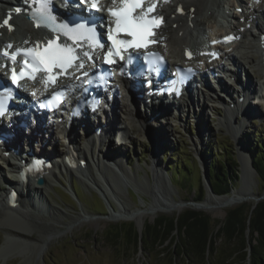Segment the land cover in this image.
Wrapping results in <instances>:
<instances>
[{
  "label": "rangeland",
  "instance_id": "rangeland-1",
  "mask_svg": "<svg viewBox=\"0 0 264 264\" xmlns=\"http://www.w3.org/2000/svg\"><path fill=\"white\" fill-rule=\"evenodd\" d=\"M224 1L225 3L227 2L226 0ZM232 13L236 15L235 12ZM242 41L248 42L247 45H249L246 50L249 56L247 57L248 63H245L246 68L249 69L251 77L255 81H258L257 78H262L263 80V77L258 75L259 69L255 66L259 56L256 53L254 38L246 35L242 38ZM250 99L249 102L251 101ZM123 104L120 99L119 106L121 105V108H123ZM201 104L202 101H199L193 107L181 110L175 117L165 116L159 118V121L153 122L155 125L157 124V127L158 125L164 126L167 132L164 133L161 130L164 135L159 134L158 137L156 135V137L152 138V141L148 137V133L150 136V133L153 134L154 131H145L146 128L148 129V125L144 129H139V125L136 122H131L128 125L127 133L122 134L121 141L116 139L114 141H106L105 146L108 147L109 145V149L105 151L110 159L116 160L122 156L119 160H122L123 169L126 171L125 175L122 172L123 169L119 168V171L109 168V172L101 167L99 172L94 163H89V166L86 167L88 170L84 171L82 169V175H85V177L81 175V178L79 177L80 173L68 174L63 170L58 172V169H56V176L49 179L47 185L40 190L41 203L40 206L36 207L34 210L35 214H33L35 216L40 215L45 222L48 221L52 224L56 231L52 227L44 229L46 227L37 225L30 227V233L26 236L27 239H23L12 236L8 229L0 226V264H27L28 262L30 264H171L172 261L175 264H225L227 262L229 264H234L233 262L239 264L238 260L241 252H237L232 260L229 255L233 251L240 249V243L238 241L228 243L222 236L216 237L213 246L215 250L209 256V260L206 259L202 262L199 259L197 262L187 263L185 256H176L173 259L167 252L164 256L158 255L161 246L155 248L149 245V248L144 250L140 242L136 247L132 240L125 242V238L117 240L116 243L118 244L114 246L113 242L106 240L104 235L114 225H118L116 223L125 221L133 222L135 229H141L142 231L144 225L153 222L158 215L167 214L172 216L177 214V210L180 213L187 208L202 211L209 215L213 221H221L225 217L228 208L241 202L255 204L257 201L264 199V186L261 187L257 180V172L250 166L254 174L250 181H247L246 186L249 185L252 194L244 196L246 199L234 205L223 208L213 203L206 204L207 192L211 191L208 187L210 185L209 183L207 184L205 178V172L200 164V159L203 158L206 161V167L209 168L211 159L216 156L219 161H225L229 164L235 161V166L240 174V160L242 161L243 159L239 152H242L244 158H250L247 151L249 143L259 142L263 143L264 146V100L261 105L256 107V110L260 111L256 119L249 120L248 118L249 121L242 122L239 117L235 120L236 123H243H241L242 126L237 134L220 122V118L225 114L223 110L218 108L210 109L211 105L208 108H203L207 106H202ZM121 114L117 113L120 119ZM153 123L149 127H153ZM120 125L123 126L124 123L120 122ZM197 130L202 131L197 133ZM160 139H163L164 143H160ZM63 140L64 138L61 136L56 135L55 138L53 137L52 141L57 142L53 147L57 150L64 149ZM253 151L256 152V147H253ZM154 156H156L157 162L155 166L158 165L162 177V180L158 179L156 174L154 177L157 183L155 188L158 191L156 200L160 203L163 199L162 196H164L163 193H165L166 189L163 190L162 186L167 177L168 192L172 194L174 198L172 199L175 202L180 203L181 208L155 213L149 211L153 205L160 206L158 202H152L153 197L151 195V184L154 181L149 166L153 164ZM219 156L221 160L218 158ZM88 158L91 159L90 156ZM231 158L235 160L232 161ZM126 160L129 164L125 162ZM249 161L251 163V158ZM169 163L171 164V171L166 169V165ZM242 164H244V161H242ZM178 166L189 171V176L192 175L189 182L185 179L179 180L178 176L174 177L175 174L171 176V172H177ZM247 171L246 169L245 172ZM86 175L88 176L86 177ZM82 177L88 178L91 181L90 183L93 182L98 189H103L104 196L111 202L113 211H109L103 206L102 197L88 182L82 180ZM201 180L205 194L199 200L200 196L195 184L200 183ZM74 188L77 191V197L72 191ZM240 188L241 180L234 186L229 195ZM1 191L4 190L1 189ZM159 192L163 195L159 194ZM153 195H156V192L153 191ZM181 203L187 205L182 206ZM124 209H137L145 213L143 224L139 226L134 218L131 220L122 218ZM121 210L122 213L120 212ZM119 212L121 214L120 218ZM112 214L117 217H112ZM122 228H126V225ZM141 231L138 233L139 235H141ZM48 233H51L50 237L47 236L49 235ZM246 236L248 239V233H246ZM174 238H176V241L177 239L181 240L178 237ZM43 240L44 243H41L43 249L38 253L37 245ZM254 243L255 240L251 242V245ZM170 245L172 246L170 247ZM174 245V240L169 242L167 251L171 250ZM2 249H8L11 252L2 255ZM247 249L250 251L249 247ZM247 262H249V259Z\"/></svg>",
  "mask_w": 264,
  "mask_h": 264
},
{
  "label": "bare ground",
  "instance_id": "bare-ground-1",
  "mask_svg": "<svg viewBox=\"0 0 264 264\" xmlns=\"http://www.w3.org/2000/svg\"><path fill=\"white\" fill-rule=\"evenodd\" d=\"M181 1L186 3V9H187L186 15L177 16L176 18L169 17L167 25L164 28H162L159 32V35L163 38L162 40L165 42V45H166V47H163L162 49L166 51L172 59L181 58L182 52L185 48H190L194 50L195 46L202 43L203 35L207 34L206 39L208 40V38L209 39L213 38L216 32L219 33V32H223L227 30V26H223V27L218 26V28L217 29L215 28L214 31L206 33V27H205V25L216 26L218 17L222 16L223 12H225L223 9L227 8L226 4L228 3L227 2L225 3L224 0H181ZM262 2H264V0H260V2L252 1V6L254 8V11L257 13L256 17L258 18L260 17L264 18V8L262 7L263 6ZM172 12H173V8L170 10L169 14H171ZM231 15L235 16V14L233 13ZM174 24H175V27H173ZM253 26L256 29L264 30V20L256 25H254L253 23ZM238 31L241 32L240 30ZM39 32L40 31H35L32 29L28 30L27 28H25V30L23 31V34L26 35L25 39H27L31 35L38 34ZM33 39L34 38L32 37L29 40H33ZM229 47H232V46L230 45ZM237 49H238V52L241 51V56L236 57L232 55L231 60L235 63V65H237V68L240 69L241 72L245 73L246 77L248 78L249 86L250 87L254 86V91L256 92L260 91L263 94L261 97H259L258 94L256 93L255 97H253L254 101L252 103L253 104L255 103L256 105H258L259 102H261V100H264V61H262V58H260L261 55H260V51L257 45L256 53H257V56H259V59L257 60L255 66L257 69H259L258 75L260 77H263V80L262 78H258L257 80L259 82H257L251 77L250 71L246 68V65H245V63H248L247 61V57H249L248 54L245 52H242V48H240L238 45L234 47V51H236ZM258 84H260V86H258ZM222 88H224L227 91H230V89L226 85L222 86ZM212 93L215 94L216 96L215 99L212 98L213 96ZM211 94H212L210 95L211 99L205 98L203 100L202 106L206 105L207 107L205 108H208L210 105L208 101L214 102V103L221 102V97L216 92L211 91ZM185 101L186 100L182 101V103H184ZM116 104H117V100L113 105V110L107 113L109 116V119H108L109 122H107V125L103 127L101 131V134H103V137H102L103 140L100 142L101 144H97V143L92 144L93 141L90 140L92 138H87V143H88L87 149L90 151V155L89 153L87 154L82 150L81 145L78 142L79 141L78 135L77 133L74 132L76 128L73 131H70L68 132V134H66L67 135L66 138H68L69 143L71 144V145H67V148L69 149L67 153L75 152L76 154H78V158H79L78 162L85 158L87 160V157L90 156L96 169L99 172L101 171V167L108 170L109 172H110L109 168H113L114 170H118V168L121 170L123 169L122 160H119V158L120 157L122 158V156L118 157L116 160L110 159L109 155H107V152H106L107 149H109V145L108 147L105 146L106 143L104 142V139L106 141V139L108 138L106 134L110 132L109 130L110 126H112V129H117V126H115L114 124L115 119L121 120V122L125 123L124 128L122 130H119L118 134H121L122 132L127 133L126 129H128V125L131 122L138 123L139 129H142V128L144 129L146 128L145 126L148 125V129L146 128L145 131L147 132L154 131L153 134L150 133L151 138L156 137V135L158 137L159 134L164 135V133L167 132L164 126L158 125L159 129H157L158 128L156 126L157 124L155 125V123L153 122H151L150 124L147 123V120L150 119L151 115H154V114H150L149 116L147 114L143 115L139 113V111L137 112V110H135V106L132 108V103L129 105L128 104L124 105L123 108L120 107L121 105L119 106V104L117 105ZM181 105L182 104H180V106ZM236 105L237 106L235 110L229 109L228 106L227 108L224 109L225 114L224 116L220 118V122H222L228 129L234 130L235 133L237 134L243 124L242 122L246 120L248 121V118H250V115L245 111L246 109L245 104L243 105L240 103H236ZM211 108L213 109V107ZM118 109H120L119 113L120 114L122 113L121 119L119 118V116H117V113H116V110L118 111ZM237 113H240L242 115L243 120L240 123H236L235 121L237 117ZM83 120L84 121H81L80 123H84V127L83 129L81 127L79 129L84 131L85 136L87 137L92 136V135L96 136L93 128L97 126V124L99 125V123L95 125L94 122L91 120V118H89V113L87 114L86 117L83 118ZM154 120L157 121L158 119H154ZM152 123H153V127L152 126L149 127V125H152ZM161 130L164 131V133ZM33 131L39 132V135L41 136V138L44 139V133L41 127H39L38 130L33 129ZM52 131L53 129L51 127H46L47 133L53 134ZM200 131L202 130H199L197 133H199ZM49 138H51V135H49ZM96 139L98 140L100 139V137L96 136ZM103 147L105 148L103 149ZM21 149L23 150L24 148L21 147ZM239 154L241 155L244 161L242 169L245 168L248 170L245 173L249 175V178H245L244 183L241 185V188L235 190L234 193L231 195L229 194L228 195L226 194L225 195H215L208 191L207 197L205 199L206 204L213 203L223 208L225 206L234 205L246 199V197L244 196H248L250 193L252 194V191L250 190L251 188L249 187V185L248 186L246 185H247V181H250L254 172L252 171V168H250L251 163L249 161V158L247 157L244 158L242 155V152H239ZM155 163L157 164L156 156L153 157V164L149 166V168L152 171V177L154 181V183L151 184V193H152L151 195L153 197L152 202L154 201V203H157L158 201L156 200V198L158 196L157 195L158 191L155 188L157 186V183H156V180H154V177H155V174L158 179L162 180V177H161L159 167L158 165L155 166ZM200 164H201V168L206 173V170H207L206 161L203 158L200 159ZM112 166H115V167H112ZM62 167L65 168V171L68 172L69 174H79L80 173L79 174L80 178H81L83 170L84 171L88 170L86 168L83 169L82 166L80 165L77 168L73 167L70 170L67 169L65 166H62ZM122 172H124V175H125L126 171L124 169ZM55 173L56 172L51 171L47 176H45L44 183L42 185H35L33 182L23 183L21 185V196L18 201V205L15 207L9 206L8 200L5 197L4 191L0 190V209H1L0 210V226H4L6 229H8L9 233L12 236L23 238V239H27L26 236L30 233L29 231L30 227H34L37 225L41 227H46L44 229H48L52 227V224H50L48 221H47L48 223L45 222L40 215L35 216L33 214H35L34 210L36 209V207L39 206L37 205V203L41 201L40 194H39L40 190L42 189L43 186L47 185V182L49 179L56 176ZM82 176L85 177V175H82ZM87 176L88 175H86V177ZM166 178L164 181V185L162 186L163 190L166 189L165 193H163L164 196H162L163 199L160 201V203L158 202L160 206L153 205L151 207L149 211H151L152 213L159 212V211L162 212V211L172 210L173 208H179V207L181 208L180 203L177 201L175 202L173 200L174 198L172 197V194L168 192V188H167L168 182ZM0 179L5 182H9L10 177L9 175H7L6 172H0ZM208 187L211 191L212 190L211 187L210 186ZM153 191L156 192V195H153ZM159 194H162V193L159 192ZM241 197H244V198H241ZM181 204H185V203H181ZM186 205L187 204H185V206ZM120 212L122 213V210ZM120 212H119V218L121 217ZM144 216H145V213L138 211L137 209H133V210L124 209V212L122 213V218L130 219V220L134 218L136 222H138L139 226L143 224ZM112 217H117V216L112 214ZM52 229H55V228L52 227ZM51 233H48L49 235L47 236L50 237ZM41 243L43 244L44 240L40 242V244L37 245L38 247L35 245L37 247L38 253L42 251L43 249ZM10 252L11 251L8 249H2L1 251L2 255L9 254ZM27 264H30V263L28 262Z\"/></svg>",
  "mask_w": 264,
  "mask_h": 264
},
{
  "label": "trees",
  "instance_id": "trees-1",
  "mask_svg": "<svg viewBox=\"0 0 264 264\" xmlns=\"http://www.w3.org/2000/svg\"><path fill=\"white\" fill-rule=\"evenodd\" d=\"M253 147H256V152L253 151ZM263 147V143L259 142H251L247 147L251 158V166L257 172V180L261 187L264 186ZM218 158L221 160L220 156ZM231 159L232 161L235 160L234 158ZM187 164L189 163L187 162ZM177 168V172H171V176L175 174L174 177L178 176L179 180L185 179L189 182L192 178V175L189 176V171L179 168V166ZM166 169L171 171L170 163L166 165ZM239 175L235 161L229 164L225 161H219L216 156L211 159L207 176L208 183L215 194L231 193L240 180ZM195 187L200 196L199 200H201L205 194L202 180L200 183L195 184ZM116 224L118 225H114L104 234L105 239L112 241L114 246H117V240L125 238V242L132 240L136 247L140 242L144 250L148 249L149 245L155 248L161 246L158 255L164 256L167 252L173 259L176 256H185L187 263L197 262L199 259L203 262L206 259L209 260V256L214 252L213 246L216 237L222 236L228 243L235 241L240 243V249L229 255L231 260L237 252H241L238 260L239 264L247 262L248 259L249 262L246 264H264V199L257 201L255 204L241 202L228 208L225 217L221 221H213L206 213L188 208L172 216L160 214L153 222L144 225L141 235L138 234L134 223L131 221ZM125 225L126 228L123 229L122 227ZM246 233H248V239ZM174 237L181 240L177 239L176 241ZM172 240H174L175 245L167 251V244ZM253 240H255V243L251 245ZM248 247L250 251H248ZM233 263L237 264V262ZM171 264H175V262L172 261ZM225 264H229V262Z\"/></svg>",
  "mask_w": 264,
  "mask_h": 264
},
{
  "label": "snow or ice",
  "instance_id": "snow-or-ice-1",
  "mask_svg": "<svg viewBox=\"0 0 264 264\" xmlns=\"http://www.w3.org/2000/svg\"><path fill=\"white\" fill-rule=\"evenodd\" d=\"M32 2L38 5L33 7L31 11V18L36 22V26L49 27L52 31L57 32V38L49 40L43 51H40L39 47H33L17 50L15 53L4 51L3 55L11 59L13 64L16 62L17 55H23L25 61L24 70L19 73V78L23 79L27 75L28 79L36 80L37 73H43L45 75L39 77V79L47 87L55 84L60 75H67L72 78L68 69H82L84 67V58L92 59L91 52L82 50L84 43H88L89 48H104L105 45L100 42L94 23L91 26L86 23H78L71 27L67 23H58L56 17L51 13L50 0H32ZM80 2L90 4V12L93 10L99 11L97 0H80ZM140 6L141 0H123V7L119 10L113 11L109 9V14L115 18V34H113V29L109 28L108 39L112 44L108 49V54L105 56L107 62H110L108 61V55L118 54L116 52L117 45L143 47L150 42L148 38L152 35V27L160 22V18L154 16L149 18L148 14L153 11L154 4L146 12L133 15L134 10ZM16 11L19 13L20 9H16ZM4 24H8L7 19H5ZM120 33L126 34L131 39H117L116 35ZM61 34L71 43H59L58 38ZM232 39H235V37H226L225 42ZM39 43L37 42V45ZM11 47V45H7L6 49ZM188 55L190 56L191 54L188 53ZM53 68L57 69L58 72H53ZM85 75L87 74L85 73ZM12 82L13 84L17 83L15 70H13ZM63 95L64 92L62 90L54 94L52 99L57 100L62 98ZM4 110V99L0 96V115L3 114Z\"/></svg>",
  "mask_w": 264,
  "mask_h": 264
},
{
  "label": "water",
  "instance_id": "water-1",
  "mask_svg": "<svg viewBox=\"0 0 264 264\" xmlns=\"http://www.w3.org/2000/svg\"><path fill=\"white\" fill-rule=\"evenodd\" d=\"M242 161L240 160V162H241V170H240V172L241 173L239 175L240 180H241V185L244 183L245 178H248V175L245 173L246 169H245V171H244V169H242V166H243ZM205 178H206V181H207V170H206V173H205ZM41 182H42V180H39V183H41ZM211 192L213 194H215L212 190H211ZM215 195H217V194H215ZM181 205H184L185 206V204H181ZM178 212H179V210H177V214H179ZM136 230H137L138 233H140V231H141V229L140 230L139 229H136Z\"/></svg>",
  "mask_w": 264,
  "mask_h": 264
}]
</instances>
